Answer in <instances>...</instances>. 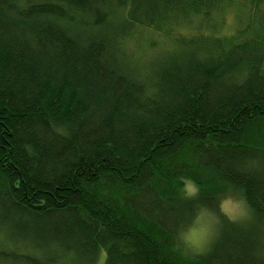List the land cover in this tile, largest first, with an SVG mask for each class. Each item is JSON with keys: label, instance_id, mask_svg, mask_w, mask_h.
Wrapping results in <instances>:
<instances>
[{"label": "trees", "instance_id": "trees-1", "mask_svg": "<svg viewBox=\"0 0 264 264\" xmlns=\"http://www.w3.org/2000/svg\"><path fill=\"white\" fill-rule=\"evenodd\" d=\"M103 255L264 264V0H0V264Z\"/></svg>", "mask_w": 264, "mask_h": 264}, {"label": "rangeland", "instance_id": "rangeland-1", "mask_svg": "<svg viewBox=\"0 0 264 264\" xmlns=\"http://www.w3.org/2000/svg\"><path fill=\"white\" fill-rule=\"evenodd\" d=\"M233 16H227L224 22L226 30H231L234 22ZM133 49L136 48V44L132 45ZM138 51V50H137ZM222 211L231 219L235 221H240L247 218V208L243 201H236L235 199H229L223 202ZM198 230L203 234L202 250L192 251L183 241V235L191 232L192 230ZM217 231L215 218L207 212L201 213L195 223L189 227L185 232L181 234V242L186 248V250L193 253H204L208 250L211 242L213 241ZM105 263V256L103 255L100 264Z\"/></svg>", "mask_w": 264, "mask_h": 264}, {"label": "clouds", "instance_id": "clouds-1", "mask_svg": "<svg viewBox=\"0 0 264 264\" xmlns=\"http://www.w3.org/2000/svg\"><path fill=\"white\" fill-rule=\"evenodd\" d=\"M182 239L192 251L202 250L203 234L200 231L194 229L183 235Z\"/></svg>", "mask_w": 264, "mask_h": 264}]
</instances>
